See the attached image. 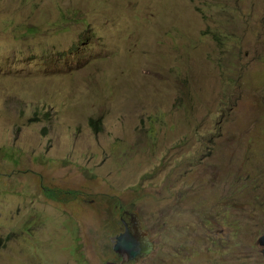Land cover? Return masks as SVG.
Listing matches in <instances>:
<instances>
[{"label": "rangeland", "instance_id": "obj_1", "mask_svg": "<svg viewBox=\"0 0 264 264\" xmlns=\"http://www.w3.org/2000/svg\"><path fill=\"white\" fill-rule=\"evenodd\" d=\"M263 235L264 0H0V264H264Z\"/></svg>", "mask_w": 264, "mask_h": 264}, {"label": "water", "instance_id": "obj_2", "mask_svg": "<svg viewBox=\"0 0 264 264\" xmlns=\"http://www.w3.org/2000/svg\"><path fill=\"white\" fill-rule=\"evenodd\" d=\"M261 246H264V235L259 240ZM115 251L120 254L124 255L127 254L132 258H135L141 251V248L138 246V243L130 242L129 236L125 234L119 237L117 244L115 245Z\"/></svg>", "mask_w": 264, "mask_h": 264}, {"label": "trees", "instance_id": "obj_3", "mask_svg": "<svg viewBox=\"0 0 264 264\" xmlns=\"http://www.w3.org/2000/svg\"><path fill=\"white\" fill-rule=\"evenodd\" d=\"M215 38H216V40H217L218 43H221V39H219L218 37H215ZM235 86H239L238 81H237V80H234V79H232V78L227 77L226 80H225V82H224V88H225V89H228V88H230V87H235ZM221 96H222L223 103L226 102L227 98H226L225 94L223 93ZM221 104H222V103H221ZM225 114H226V113H225ZM225 114H224V115H225ZM93 122H94V123H93ZM93 122H92V120H91V124H92V126H93V127H96V126H97L96 124H97L99 121H93ZM2 247H3V240L0 239V250H1Z\"/></svg>", "mask_w": 264, "mask_h": 264}, {"label": "clouds", "instance_id": "obj_4", "mask_svg": "<svg viewBox=\"0 0 264 264\" xmlns=\"http://www.w3.org/2000/svg\"><path fill=\"white\" fill-rule=\"evenodd\" d=\"M124 234H125L126 236H129V241H130V242H135L136 244L138 243V246L140 247V243L138 242V235H137V237H136V233L131 234L130 231H129L128 229H126V231H125L123 234H121L119 237H121V236L124 235ZM119 237H118V239H119ZM260 239H261V238H260ZM260 239H259V240H260ZM117 241H118V240H117ZM116 244H117V242H116ZM116 244H115V245H116ZM259 244H260V243H259ZM262 247H264V246H262ZM140 248H141V247H140ZM140 253H141V251H140ZM140 253H139V254H140ZM139 254H138V255H139ZM119 255H120V254H119ZM125 255L128 257V259H135V258H136V257H135V258H132V257H130V256L127 255V254H124V255H121V256H125Z\"/></svg>", "mask_w": 264, "mask_h": 264}, {"label": "flooded vegetation", "instance_id": "obj_5", "mask_svg": "<svg viewBox=\"0 0 264 264\" xmlns=\"http://www.w3.org/2000/svg\"><path fill=\"white\" fill-rule=\"evenodd\" d=\"M136 237H137V235H136Z\"/></svg>", "mask_w": 264, "mask_h": 264}]
</instances>
